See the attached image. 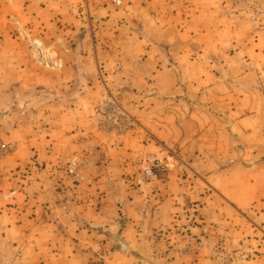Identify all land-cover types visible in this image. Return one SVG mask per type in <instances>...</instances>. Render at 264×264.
<instances>
[{"label": "crops", "instance_id": "1", "mask_svg": "<svg viewBox=\"0 0 264 264\" xmlns=\"http://www.w3.org/2000/svg\"><path fill=\"white\" fill-rule=\"evenodd\" d=\"M20 1L37 39L64 65L51 70L37 61V129L13 126L18 153L0 160L5 244L27 252L31 264H144L161 246L154 235H180L191 204L209 208L211 222L224 218L232 241L249 233L252 213L264 222V17H243L233 31L244 39L221 52L223 67L214 60L215 4L182 0L174 29L173 17L159 18L147 1L143 36L137 0ZM107 89L139 121L121 137L91 123ZM148 156L171 165L157 182L144 177ZM69 158L86 165L81 176L68 175ZM217 200L222 211L212 208ZM115 235L128 243L126 255ZM262 245L263 255L242 264H264Z\"/></svg>", "mask_w": 264, "mask_h": 264}, {"label": "rangeland", "instance_id": "2", "mask_svg": "<svg viewBox=\"0 0 264 264\" xmlns=\"http://www.w3.org/2000/svg\"><path fill=\"white\" fill-rule=\"evenodd\" d=\"M111 1L123 6L124 0ZM147 1L149 7L151 3L158 7L159 18L163 13L169 18L173 17L171 20L176 29L177 18L181 13L179 3L182 0H137V23L139 24L137 29L141 35L147 36L145 11ZM166 1L171 2L173 8L168 7ZM126 2L131 3L132 0H126ZM201 2L215 4L216 8L218 6L219 50H217L218 58L214 60L216 65L225 67L226 60L224 55L221 56V52L225 55L233 53L235 50L233 42L238 43L237 41L244 39L243 34L239 36L233 30L241 27L245 23L243 17L247 18L249 14L252 21H263L261 18L264 17V0H201ZM21 3L20 0H5L4 3H0V160L14 157L18 153L17 142L20 140L9 139L13 133L10 131L13 130V126L18 128L26 124L28 129L33 127L37 129V80L35 81L37 57L36 49L30 42V39L37 38V27ZM235 15L238 16L237 20L234 19ZM236 65L241 66V61ZM26 66L29 70L25 74L23 69ZM247 66L257 68L252 63H248ZM219 75L224 76V71L221 70ZM262 77L259 78L261 82H263ZM20 116L21 118H18ZM230 143L231 139L227 141V144ZM221 204L223 205L222 200H217L212 208L222 211ZM197 209L199 208L194 207L193 204L186 207L181 224L176 227L180 235L177 236L176 233L173 237L167 238L164 230L154 235L161 246L159 249L150 250L149 263L144 264H199L200 259L203 258L208 261L205 260L201 264H242V260L263 255L264 234L258 228L264 226V222H259L254 213L251 214L253 217L249 219L247 225L249 233H246L243 239L235 237L232 241L230 233H226L230 232V227H225L224 218L211 222V218L205 213L209 208L202 207L203 212ZM199 213L201 218L198 216ZM240 222L241 220H239V226H241ZM5 242L0 234V264L33 263L31 257L27 258V252L22 255L20 250L14 249ZM115 248L120 249L118 243ZM127 252L122 254L126 255Z\"/></svg>", "mask_w": 264, "mask_h": 264}, {"label": "built area", "instance_id": "3", "mask_svg": "<svg viewBox=\"0 0 264 264\" xmlns=\"http://www.w3.org/2000/svg\"><path fill=\"white\" fill-rule=\"evenodd\" d=\"M30 42L36 49V57L40 65L51 70L63 68V59L52 57L42 41L34 38L30 39ZM90 119L97 131L112 134L115 137L126 135L139 126L138 118L124 98L110 89H107L93 105ZM63 166L68 175L78 177L81 176L80 173L86 165L79 164L76 158H69ZM170 168L171 165L166 159L148 156L144 176L149 182H157L170 171Z\"/></svg>", "mask_w": 264, "mask_h": 264}, {"label": "water", "instance_id": "4", "mask_svg": "<svg viewBox=\"0 0 264 264\" xmlns=\"http://www.w3.org/2000/svg\"><path fill=\"white\" fill-rule=\"evenodd\" d=\"M114 238L120 247V252L125 254L128 249V243L125 240H123L119 235H115Z\"/></svg>", "mask_w": 264, "mask_h": 264}]
</instances>
